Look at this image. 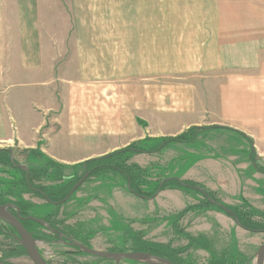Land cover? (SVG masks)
I'll use <instances>...</instances> for the list:
<instances>
[{
    "label": "rangeland",
    "instance_id": "obj_1",
    "mask_svg": "<svg viewBox=\"0 0 264 264\" xmlns=\"http://www.w3.org/2000/svg\"><path fill=\"white\" fill-rule=\"evenodd\" d=\"M134 2L137 8H144L145 0L1 1L0 149H10L16 163L27 166L30 173L34 171L41 187H64L71 178L74 184L85 173L90 174L89 167H83L86 160L70 164L48 157L43 150L47 140H38L43 134L40 124L44 119L41 120V116L47 111L44 107L48 106L49 99L51 119L48 123L58 127L55 133L68 122L83 120L74 111L85 104H114L126 108L128 104L132 105L134 99L136 123L138 127L147 125L151 128V134L143 137L138 133L137 138L128 145L96 158L111 155L110 164L113 161L120 170L135 177L137 186L147 193L154 192L157 185L167 178H179L207 188L214 198L236 208L243 217L264 228V175H255V171H258L253 166L256 155L251 157L252 145L246 137L241 134L221 137L219 129L203 126L198 130L196 142L172 141L154 152L173 137L160 131V117L170 115L165 111L166 105H177L175 100L180 98L179 92L185 88L193 89L199 82L192 76L196 72H178V69L191 65L184 64L175 70L183 65L177 64V59H192L207 42L204 40L206 33L199 32L195 26L203 17L176 14L177 11H194L195 8L185 6L197 4L196 0H153V24L162 23L161 18L168 24L163 32L151 33L154 36V61L160 60V52L164 57L167 53L168 63L165 66L174 68L168 74H154L151 79L130 77L100 84L82 79L79 54L83 47V50H95L89 46L93 41L109 40L124 44L122 50L137 51L139 48L135 46L148 37V32L138 29L150 17L135 15L128 9L122 10L126 6L133 7ZM84 4L88 7H84ZM113 7L122 9L118 12ZM166 7H169L170 15L161 17L156 14L158 9ZM161 35L163 40L160 42L158 38ZM131 59L139 61L133 56ZM153 66L158 67V62H154ZM39 97L41 102L37 101ZM68 105L71 109L67 108L65 112ZM179 114L183 117V114ZM208 134L211 140L200 139ZM34 138L36 144L33 145L31 142ZM169 146L173 149V155L167 156V152L162 150ZM128 148L136 151L115 154ZM229 148H232V153L221 152ZM235 156L241 157L236 162L237 167L234 166ZM198 159L207 162L194 169V162ZM211 159L226 164L232 160L236 168L234 174L238 173V177H235L237 184L222 176L217 166H212ZM248 162L250 173L240 177L241 167ZM101 164L103 162H92L89 166ZM57 167L60 176L56 174ZM0 169L3 171L0 172V183L3 185L21 181L25 176L19 168L0 164ZM119 169L109 167L96 171L59 208H53L40 196L26 193L25 197L35 203L31 210L34 218L55 214L57 221H63L59 226L64 231L96 250L135 252L141 251L137 249L138 242H157L178 252L177 257L183 264H210V260L215 258H224L228 264H255L258 249L264 243V231L241 228L225 211L208 205L202 195L179 186L176 181H171L162 194L153 198L136 196L128 190L127 178ZM26 177L29 178L30 174ZM239 177L244 183L239 184ZM242 184L245 192L241 191ZM39 234L43 236L40 252L47 264H114L112 260L83 251L71 255V248L54 244L55 236L43 227ZM44 235L48 236L44 238ZM199 236L207 238L209 249L190 244L192 238ZM7 238L0 233V259L9 264H33L28 254H22L20 247ZM8 244L11 250H6L3 255L1 252L6 249L3 247ZM120 264L147 263L124 259Z\"/></svg>",
    "mask_w": 264,
    "mask_h": 264
},
{
    "label": "crops",
    "instance_id": "obj_2",
    "mask_svg": "<svg viewBox=\"0 0 264 264\" xmlns=\"http://www.w3.org/2000/svg\"><path fill=\"white\" fill-rule=\"evenodd\" d=\"M196 1L195 5L185 6V8H195L194 11H177L176 14L203 17L195 23V26L199 32L206 33L204 40L206 39L207 42L203 43L200 52L192 59H177L176 63L183 65L177 66L175 70L183 67L184 64H189L190 67L178 69V72H196L192 76L199 82L196 83L195 88H185L179 92L180 98L175 100L176 108L166 105L165 111L170 115L163 114L160 117L161 134L175 136L195 126H220L216 129H219L218 133L221 137L243 135L249 141L251 140L256 162L264 168V0ZM132 5L133 7L126 6L123 9L113 7V9L118 12L121 9H128L135 15L149 16L150 18L141 25L143 27L138 29L149 33L148 40L145 38L144 42L136 45L135 47L139 48L137 51L122 50V47H125L124 44L109 40L93 41L89 46L95 50H83L85 49L83 47L79 54L80 73L83 80L100 84L130 77L151 79L154 74L164 76L165 73L168 74L174 69L170 65L165 66L168 63L167 53L164 57L163 52H160V60L154 61L152 41L154 36L151 33L163 32L168 24L163 18H161L162 23L153 24L151 18L154 14L153 0H145L144 8H137L135 2ZM84 7L88 5L84 4ZM158 10L156 14L161 17L170 15L169 7ZM90 25L95 24L90 23ZM158 39L161 42L162 35ZM204 45H207L206 48L203 47ZM131 56L139 61L132 60ZM154 62H158L159 66L154 67ZM105 94L108 95V91ZM37 101L41 102L40 97ZM50 101L49 99L48 106ZM101 104L96 106L85 104L79 107V110L74 112H78L77 115L83 120L68 122L57 133L55 129L58 127L55 128L54 123H48L51 113L50 108L45 106L47 111H44V115L41 116V120L44 119L45 122L40 124L43 134L38 137V140H47V145L43 148L47 156L73 164L124 147L131 140L136 139L138 133L143 137L151 134V128L147 125L138 127L136 123L137 109L134 99H132V105L128 104L126 108L114 104L100 106ZM67 108L71 109L70 105L66 107L65 112ZM170 109L173 110L169 111ZM179 113L183 114V117L178 116ZM84 116L88 118V121ZM145 118L147 119V115ZM204 137L200 139L211 140L209 134ZM198 138L199 135L188 143L196 142ZM24 141L28 143L27 140ZM31 143L36 144L35 138ZM162 151H166L167 156L173 155L171 146L163 148ZM222 151L233 152L232 148ZM234 159V166L237 167L236 162L241 157L235 156ZM205 162L207 160L203 162L200 159L196 160L194 169L195 166L200 168ZM210 162L213 163L212 166H217L222 176L228 177L234 185L237 184L235 177H238V173L234 174L235 167L232 165V160L228 164L216 159H211ZM249 162L241 167L240 177L250 173ZM255 172V175L258 174L260 177L264 175V172ZM240 177L239 184L243 181ZM241 186V191H244L243 184ZM163 192L164 190L158 195Z\"/></svg>",
    "mask_w": 264,
    "mask_h": 264
},
{
    "label": "trees",
    "instance_id": "obj_3",
    "mask_svg": "<svg viewBox=\"0 0 264 264\" xmlns=\"http://www.w3.org/2000/svg\"><path fill=\"white\" fill-rule=\"evenodd\" d=\"M217 127H220V126H210L207 128H217ZM201 128H203V127H198V126L191 127L187 131H184V132L180 133L179 135L171 137L170 139L163 142L164 145L161 144L160 147H158L154 152H157L158 150L161 149V147L166 146V143H168V142H172V141L191 142V141L195 140L197 138V135H198V130H200ZM250 142H252V141L250 140ZM130 151H136V149H131V148L124 149V150L122 149L120 151H117V153H115V154L123 153V152H130ZM252 155H255L254 150L251 152V157H252ZM110 157H111V155H108V156L94 158V159L84 161L83 167L84 168L89 167V169H90V174H89L88 178L91 175H93V173H96V171L104 170V169H107L109 167H110V169L118 170L119 167L114 165L113 161H112V165L110 164L111 160H112V159H109ZM107 161H109V162L106 163ZM92 162H98V163L103 162V164L89 166V163H92ZM0 164H2L3 166L4 165L11 166L12 168H15V169L19 168L17 166H14V164L11 161V150L10 149H0ZM253 166L256 170H258L260 172H264L262 168L258 167L256 161L253 162ZM20 170L25 175V176H23L21 181L15 180V181H11V182H6L5 183L6 185H3L0 183V204L7 202V203H11V204L16 205V208L18 209L20 214L22 216L26 217L25 218L26 224L29 225V227L31 229H33L34 231H36L38 234H39L40 228H42V227L45 228L46 230H49L52 232L58 228H59V230L64 231L63 228H61L59 226V224H62L63 221L58 220L59 221V223H58V221L56 219L57 216L54 217L55 214H52V215L47 214V217L40 218V219L44 220L49 225V229L47 227H44L43 224L29 218V217H35L33 215V212L31 211L33 209V207H35V203H33V201L31 199L26 198L25 194L30 193L33 195L40 196L43 199H45V201H47V203H49L51 206H53V208H59L62 204L67 202V200L69 198L66 201H63V200L68 196L73 185H75V183L77 181H79V179H81V178H78V180L74 184H73V178L69 179L70 181L68 182V185L64 186V187H56V188H51V187H47V186L41 187L38 185V183L36 181V178L33 174L34 171H31L30 177L28 179L26 177V175H27L26 171H24L23 169H20ZM119 171L123 175H125V177L127 178V183L129 184L128 190L131 193L135 194L136 196L143 197L145 199H150V198H153L158 193V191L160 189V184L157 185V188L154 192L147 193V192L143 191V189H141L140 187L137 186V184H136L137 181H136V179H134L135 177L133 178L132 175L126 173V171H124V170L119 169ZM0 172L3 173V171L1 169H0ZM56 174L60 176V170L58 167L56 170ZM0 175H1V173H0ZM0 181H2L1 178H0ZM171 181H176L177 184H179V186L184 187L190 191L192 190L193 192H196V193L202 195L205 198V201L208 205L216 206V207L220 208L221 210L225 211L220 206L213 204L209 201L207 196H209L212 199L220 202L219 200H217L218 198L217 199L214 198V196L211 194V192L207 188L200 186V188H202L207 193V196H206L202 191L194 188V186H198V185L191 184L188 182H184L182 180H179L178 178H170L169 180L165 181L163 186L161 187V190H163L165 188V186L171 184L172 183ZM60 201H63V202L55 204V203L60 202ZM220 203H222V202H220ZM198 206H200V205H198ZM225 206L229 210H231V213H227L226 211L225 212L231 218H233L234 221L237 218L239 220V223L237 225L241 226V228H244V229L250 230V231H260V230L264 231V228L256 225V222L248 220L245 217H243L241 215V213L236 208L231 207V206H227V205H225ZM192 207H195V206L192 205ZM192 207H190V208H192ZM14 211H16V210H14ZM37 215H39V214H37ZM40 217H42V216L40 215ZM52 217L54 218V220ZM3 229L6 231V229L2 225H0V233L6 234V236H8L9 234L6 233ZM7 230L13 231V229L11 227H8V226H7ZM47 236L48 235H44V238H46ZM41 237H43L42 234L39 236V238H41ZM190 244L191 245L196 244V245L201 246L203 248L205 247L206 249L210 248V245L208 244V240L205 236H199L198 238H192V240L190 241ZM137 249L141 250V251H145V252H150L151 254H154L156 256H160V257L169 259L175 264H183L180 261V259H178V257H177L178 252H175V250H172L166 244L157 243V242H143L142 241V242H138ZM23 252H22V254H23ZM1 260L6 262L4 259H1ZM210 264H228V263L224 258L223 259L215 258V259L210 260Z\"/></svg>",
    "mask_w": 264,
    "mask_h": 264
},
{
    "label": "water",
    "instance_id": "obj_4",
    "mask_svg": "<svg viewBox=\"0 0 264 264\" xmlns=\"http://www.w3.org/2000/svg\"><path fill=\"white\" fill-rule=\"evenodd\" d=\"M11 161L14 164V166L19 167L20 169H23L27 172V175L29 176L30 171L27 166L18 164L14 161V155L11 152ZM89 176V173H85V175L73 186V188L70 190L68 196L63 200L66 201L87 179ZM170 178L164 179L160 183V189L158 193L161 191V187L163 186L164 182L169 180ZM179 179V178H178ZM129 185V184H128ZM194 188L202 191L206 196L207 193L200 187L194 186ZM157 193V194H158ZM156 194V195H157ZM155 195V196H156ZM209 201L213 204H216L220 206L222 209H224L227 213H231V210H229L224 204L212 199L211 197L207 196ZM63 201L57 202L55 204L61 203ZM11 207V206H10ZM9 205H0V219H3L7 223L11 224L19 233L20 236H17L19 242L23 245V247L26 249L28 256L31 258L33 264H47L45 259L42 257L36 240L33 238L32 234L27 230V228L22 224L20 221V218L13 214L10 211ZM19 214V213H18ZM32 219L36 220L37 222L49 226L45 221L41 219H37L34 217H31ZM235 222L238 224L239 220L236 218ZM73 245L78 246L80 250H82L85 253H88L90 255L98 256L101 258H105L108 260L114 261L115 264H120L122 260L124 259H130L138 262H144L147 264H175L171 260L153 255L149 252L144 251H135V252H114V251H102V250H96L91 247L85 246L79 242H73ZM0 264H9L0 259ZM255 264H264V243L259 247Z\"/></svg>",
    "mask_w": 264,
    "mask_h": 264
},
{
    "label": "flooded vegetation",
    "instance_id": "obj_5",
    "mask_svg": "<svg viewBox=\"0 0 264 264\" xmlns=\"http://www.w3.org/2000/svg\"><path fill=\"white\" fill-rule=\"evenodd\" d=\"M28 176V175H27ZM28 178V177H27ZM29 179V178H28ZM0 205H9V207H10V211L13 213V214H15V215H17L19 218H20V221L22 222V224L27 228V230L32 234V236H33V238L36 240V242H37V246H38V249H39V251H40V242L42 241L41 240V238H39V234L36 232V231H34L33 229H31L30 227H29V225H27L26 224V220H25V216H22L21 214H20V212L18 211V209L16 208V205H14V204H11V203H7V202H5V203H2V204H0ZM14 210H16V211H14ZM19 213V214H18ZM42 220V219H41ZM44 221V220H43ZM0 225H2L5 229H6V233H8L9 235L7 236V237H9V238H7V240H9V242H11V240H13L14 241V243L18 246V247H20L19 248V250H21L22 252L24 251V253L23 254H26L27 255V251H26V249L23 247V245L19 242V240H18V238H17V236H20L19 235V233H18V231L11 225V224H9V223H7L6 221H4L3 219H0ZM7 226L8 227H11L12 229H13V231H8L7 230ZM44 227H47L48 229H49V226H46V225H43ZM51 233L53 234V236H55V238L53 239V243L54 244H60V245H64V246H66V247H68V248H71L69 251L71 252V255H77V254H79V252L80 251H82V250H80V248L78 247V246H75V245H73V242H79V243H81V244H83V245H85V246H88V245H86V244H84L83 242H81V241H77L71 234H69V232H66V231H62V230H59V229H56V230H54L53 232L51 231ZM3 235H5L6 236V234H3ZM89 247V246H88ZM3 248H6V249H4L1 253L4 255V254H6V250H11V249H8V248H10V244L9 245H5ZM41 253V252H40ZM88 254V253H87ZM108 260V259H107ZM115 264V263H114Z\"/></svg>",
    "mask_w": 264,
    "mask_h": 264
}]
</instances>
